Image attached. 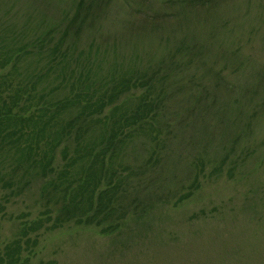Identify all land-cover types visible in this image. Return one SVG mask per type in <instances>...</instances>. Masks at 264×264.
Masks as SVG:
<instances>
[{"label":"rangeland","instance_id":"obj_1","mask_svg":"<svg viewBox=\"0 0 264 264\" xmlns=\"http://www.w3.org/2000/svg\"><path fill=\"white\" fill-rule=\"evenodd\" d=\"M76 1L0 0V54L9 51L11 55L23 48L16 72L6 64L3 73L14 79L17 72L30 67L28 63L44 68L49 61L45 47L59 40L63 51L69 48L63 76L69 81L85 71L93 75V68L106 74L116 61L122 68L131 64L139 70L158 71L173 60L181 61V53L188 49L197 57H192L191 64L185 57L190 67L184 73L207 85L206 107L218 92L213 74L235 88L233 93L225 92L227 97L224 92L220 96L233 113L224 112L228 128L216 132L211 128L215 123L211 114L217 106L221 108L217 99L209 116L201 120L194 118L191 108L179 114L178 108L169 105L173 120L179 114V123L169 126L159 148L164 171L156 183L160 189L155 191L162 199L141 218L125 219L110 234L71 223L41 229L29 236L36 243L21 252L20 264H264V88H256L254 100L246 92L261 80L254 78L256 71H264V0H215L210 15L200 21L190 18L188 25L145 27L132 34L124 31L151 15L144 13L147 5L136 14L132 2L124 8L123 2L114 4L98 26L76 34L75 27L68 26ZM162 1L151 0L150 5L158 7ZM171 1L198 4L202 0ZM44 34L48 39L40 43ZM220 46L226 48L227 56L212 54L211 48ZM93 51L101 54L94 60ZM201 62L206 70L199 66ZM44 74L50 82L55 72ZM149 152L130 149L127 160L140 162ZM37 188L19 195L0 192V253L15 239L22 222L40 217Z\"/></svg>","mask_w":264,"mask_h":264},{"label":"trees","instance_id":"obj_2","mask_svg":"<svg viewBox=\"0 0 264 264\" xmlns=\"http://www.w3.org/2000/svg\"><path fill=\"white\" fill-rule=\"evenodd\" d=\"M85 1H76L69 17L68 26L75 27L76 34L98 26L108 9L119 2L124 3L123 8L125 4L130 6L127 2H132L137 13L132 12L136 14L147 5L144 13L151 14L129 24L124 31L129 34L145 27L188 25L190 18L197 22L210 15L215 2L202 0L193 4L163 0L158 7H153L151 0ZM159 10L162 13L156 12ZM46 34L39 39L40 43L48 39L44 38ZM101 39L108 42L107 37ZM60 42L45 47L49 48L46 52L49 61L44 68L38 70L39 63H28L32 71L26 67L17 72L14 79L11 74L3 73V69L10 64V70L16 72V61L23 48L11 55L9 51L0 54V192L19 195L37 186V204L43 210L39 218L18 226L15 239L2 248L0 264H20L21 252L36 243L35 238L29 236L41 229L54 230L71 223L94 227L99 234H110L125 219L141 218L162 199L155 191L160 189V184L156 183L164 171L159 155L164 133L170 125L179 123V114L191 108L196 113L194 118L199 116L201 120L209 116L217 99L222 105L211 114L215 119L211 128L222 132L229 124L224 112L233 113L220 96L224 92L227 97L226 93H233L235 88L212 73L219 84L216 85L218 92L211 96L206 107L203 94L208 92L207 85L198 84L184 73L190 67L187 61L184 63L185 57L190 64L192 57H197L188 49L181 53V61L173 60L157 68L158 71L139 70L131 64L122 68L116 61L106 74L93 68V75L88 76L89 71H85L82 77L69 81L63 79L69 65V48L64 47L63 51L58 47ZM211 50L212 54L220 53L222 57L228 54L221 46ZM28 53L31 54L26 55ZM97 54L101 55L93 51V60L99 57ZM199 66L206 70V63L201 62ZM43 70L44 73L55 72L50 82L41 74ZM254 78L261 80L246 91L253 100L256 88H264L261 85L264 71H256ZM171 104L180 112L174 120V112L169 113L173 111L169 109ZM136 147L150 152L140 162L127 160L128 150L134 151ZM1 207L0 204V212Z\"/></svg>","mask_w":264,"mask_h":264}]
</instances>
